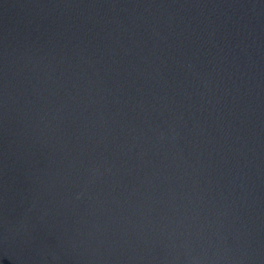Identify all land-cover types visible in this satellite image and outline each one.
<instances>
[{
	"label": "water",
	"instance_id": "water-1",
	"mask_svg": "<svg viewBox=\"0 0 264 264\" xmlns=\"http://www.w3.org/2000/svg\"><path fill=\"white\" fill-rule=\"evenodd\" d=\"M0 264H264V0H0Z\"/></svg>",
	"mask_w": 264,
	"mask_h": 264
}]
</instances>
